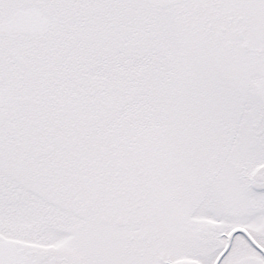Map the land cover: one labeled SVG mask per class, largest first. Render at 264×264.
<instances>
[{
    "label": "snow or ice",
    "instance_id": "obj_1",
    "mask_svg": "<svg viewBox=\"0 0 264 264\" xmlns=\"http://www.w3.org/2000/svg\"><path fill=\"white\" fill-rule=\"evenodd\" d=\"M0 264H264V0H0Z\"/></svg>",
    "mask_w": 264,
    "mask_h": 264
}]
</instances>
